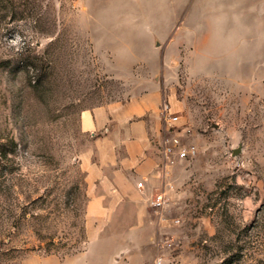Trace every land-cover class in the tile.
<instances>
[{
  "label": "rangeland",
  "instance_id": "obj_1",
  "mask_svg": "<svg viewBox=\"0 0 264 264\" xmlns=\"http://www.w3.org/2000/svg\"><path fill=\"white\" fill-rule=\"evenodd\" d=\"M221 4L248 29L231 64L205 55ZM142 101L159 153L177 137L196 154L169 165L166 205L132 231L88 215L85 157L99 159L80 114ZM126 240H145L149 264H264V0H0V264L91 241L109 261Z\"/></svg>",
  "mask_w": 264,
  "mask_h": 264
},
{
  "label": "crops",
  "instance_id": "obj_2",
  "mask_svg": "<svg viewBox=\"0 0 264 264\" xmlns=\"http://www.w3.org/2000/svg\"><path fill=\"white\" fill-rule=\"evenodd\" d=\"M151 116L144 101L101 105L81 112V131L96 136L93 151L99 159L91 162V150L85 157L88 178L92 183L98 179L97 190L88 202V215L122 217L127 225L125 230L145 231L153 226L148 220L146 207L163 188L169 166L164 168L156 144L159 122L152 121ZM138 181L143 182L146 191L142 199L135 194L136 190L142 191L137 186ZM100 186L101 191L98 190ZM118 199L121 200L119 204L113 202ZM98 244L91 241L85 252L75 256L31 257L26 264H149L144 250L145 240L120 242L115 246L119 257L114 253L109 261L94 249L100 246Z\"/></svg>",
  "mask_w": 264,
  "mask_h": 264
},
{
  "label": "clouds",
  "instance_id": "obj_3",
  "mask_svg": "<svg viewBox=\"0 0 264 264\" xmlns=\"http://www.w3.org/2000/svg\"><path fill=\"white\" fill-rule=\"evenodd\" d=\"M210 3H216V0H210ZM210 12L213 13L208 21L210 48L205 55L220 56L231 64L233 60L238 59L236 42L243 41L248 29L237 15L229 16L222 4L211 8Z\"/></svg>",
  "mask_w": 264,
  "mask_h": 264
},
{
  "label": "built area",
  "instance_id": "obj_4",
  "mask_svg": "<svg viewBox=\"0 0 264 264\" xmlns=\"http://www.w3.org/2000/svg\"><path fill=\"white\" fill-rule=\"evenodd\" d=\"M161 110L164 112L166 116V121L168 125H172L178 120L177 115L165 114L168 110V105L164 104L161 107ZM196 154V147L194 145L183 146L177 137H172L170 140L163 141L161 156L163 159L164 168L171 165L175 159H185L187 157H192ZM138 187L143 186L142 181L137 182ZM167 203V198L163 192H158L153 196L151 200V205L157 210H161ZM175 223L179 222V219H174ZM173 241L171 239H167L163 241V245L166 247H171ZM154 264H162V258L157 257L154 260Z\"/></svg>",
  "mask_w": 264,
  "mask_h": 264
}]
</instances>
